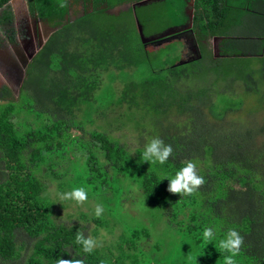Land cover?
Returning a JSON list of instances; mask_svg holds the SVG:
<instances>
[{
  "label": "trees",
  "instance_id": "obj_1",
  "mask_svg": "<svg viewBox=\"0 0 264 264\" xmlns=\"http://www.w3.org/2000/svg\"><path fill=\"white\" fill-rule=\"evenodd\" d=\"M8 1L1 0L0 8ZM140 1L29 0L31 11L60 28L29 65L19 100L8 86L0 89V154L11 171L0 183L1 264L21 261L16 243L21 231L33 241L23 264H56L58 258L82 264H223L227 253L215 242L201 247L206 227L217 239L230 228L243 237L236 264H264V140H259L264 130L253 116L244 130L232 124V131H224L220 125L243 105L234 83L254 92L257 82H264V0H194L192 29L202 58L184 65H175L182 45L149 51L144 42L128 40L127 28L108 13ZM170 1H160L166 4L156 19L172 17V7L186 24L187 0ZM81 2L83 16L76 10ZM233 28L249 33L236 34ZM215 37L222 38L218 59L209 49ZM60 72L67 79L56 84L53 76ZM210 76L208 86L198 85ZM219 82L226 87L213 91ZM28 88L40 96L33 98ZM21 114L23 122L17 119ZM124 130L133 132L130 143L115 134ZM155 138L172 148L163 165L141 159ZM189 161L213 189L169 193L167 178ZM48 177L58 193L84 187L88 198L101 202L123 227L116 242L84 253L76 243L78 233L87 238L82 228L56 220ZM133 189L137 200L126 209L136 210L139 202L141 215L132 218L141 224L134 220L125 227L116 208L131 199ZM81 218L107 225L102 217ZM161 218L167 223L160 234L155 222ZM174 228L179 237L165 255L158 235L166 238ZM151 235L157 237L153 245Z\"/></svg>",
  "mask_w": 264,
  "mask_h": 264
},
{
  "label": "rangeland",
  "instance_id": "obj_2",
  "mask_svg": "<svg viewBox=\"0 0 264 264\" xmlns=\"http://www.w3.org/2000/svg\"><path fill=\"white\" fill-rule=\"evenodd\" d=\"M162 1V0H161ZM173 0L170 1V3ZM175 1V0H174ZM182 1V0H178ZM168 3V4H170ZM188 3H190V0H187V6ZM91 3L88 2L86 4V9L90 12L91 11ZM132 4V3H130ZM137 3L130 5V10H128L126 7H113L111 9H107L109 12H113L114 9H117L119 11L118 15H115L118 17V21L122 23L124 27L127 28L128 34L127 38L128 40H131L136 45H140L143 43V40L140 36V30L141 34L143 35V39L146 41V48L149 51L158 49L159 47H162L166 44H174V45H182L181 49L177 52L178 58L175 63V65H179L180 62L188 61L189 59H193L197 57V54L193 49L191 50L190 46L186 45L184 38L182 37H176L175 33L169 36H165L166 40L162 42H158V39L164 35V33H167L171 31L170 29L174 28L175 30H179L181 28V20L175 18V15L173 13V8L171 7L172 17H168L164 20H157L156 16L159 17L160 11L163 9V5H165V2H158L153 1L152 4H149L144 7H138L136 6V10H134V6ZM167 4V5H168ZM128 5V4H126ZM105 8L106 5L102 4L100 5V8ZM185 8V12L189 7ZM7 7V10H9L10 16H7L4 13L5 8ZM94 9V8H93ZM76 10L82 14L84 10V5H82V2L77 6ZM72 12V9H71ZM123 13V14H122ZM37 12L31 11V8L29 6V0H9L7 4H5L2 8H0V54L4 57H10V60L15 63L22 64V61L28 57L29 53L34 52L36 49V42L37 40L31 39L30 34L24 33L22 31L23 27L27 26L25 23L26 20L33 21L34 19H37L36 17ZM79 14V15H80ZM122 14V15H121ZM163 14V13H162ZM187 16V19H189V16L187 13H185ZM121 15V16H119ZM75 13L71 16L73 20L76 19ZM8 19H7V18ZM70 17V16H69ZM139 22V23H138ZM189 22V21H188ZM184 24V23H183ZM39 27L41 28L42 35L46 36L49 34V31L52 30L50 27L51 25L48 23V21L45 23L40 20ZM140 27V29H139ZM177 27V28H176ZM180 27V28H179ZM34 28V27H32ZM53 28V27H52ZM35 30V29H32ZM233 30L236 31V34H248L249 32H245L244 30H240L239 28H233ZM253 29L250 28V32L253 33ZM167 37H169L167 39ZM147 39H149L147 41ZM220 40V39H219ZM218 39L214 41L212 39L210 41L209 49L211 50L213 57L218 59L220 55L217 53V49H219L220 41ZM190 49L188 50L187 47ZM217 47V48H216ZM6 60V59H5ZM190 63V62H187ZM185 63V64H187ZM184 65V64H182ZM0 89L7 85L9 88L12 87L11 84V77L13 75V70L7 69V64L2 61V57H0ZM254 67H258L257 64L253 65ZM214 74H211V76ZM209 77L205 81L203 79L200 80V83H198L199 86H208L214 79V77ZM58 78L56 84L59 82V79H64L66 77L65 72L56 73L53 76V81ZM67 79V77H66ZM106 79H104L102 82H105ZM227 86L232 85V81H226L225 82ZM224 82H219L215 86H212L211 89L215 91V89L223 90L222 87H226V84ZM259 86H257L254 90V92H248L245 91L242 83H234L232 86L233 92H235L237 100L242 98L243 105L241 109L234 113H229L226 118L221 122V126L223 127L224 131H232L233 129L229 128L232 124H237V129L244 130L246 127L251 126L252 122L249 120V117H252V119L259 127H262V130H264V82L260 83L257 82ZM55 84V85H56ZM194 83H191V86H194ZM11 86V87H10ZM33 98H37L40 96L41 91H39L36 88H28ZM21 90V89H20ZM15 92V99L14 101L17 102L19 98L21 97V93L18 90H13ZM54 91V90H53ZM230 90H227V92ZM55 92V91H54ZM56 93V92H55ZM24 114V113H23ZM21 114L19 118H17L20 122H23L26 120L25 116ZM254 127V131H257L258 126ZM133 132H130L129 130L124 131H118L115 133L117 136H119L120 140L123 141V143H130L132 140L131 138ZM259 140H264V133H262L259 137ZM263 144V145H262ZM261 145L264 146V143ZM199 169V168H197ZM197 169H195L197 171ZM62 168H56L55 172L61 171ZM200 170V169H199ZM11 176V171L8 168V165L6 163V160L3 158V155L0 154V183L7 181ZM52 178L48 177L44 179L45 183L50 185V196L54 200V211H55V217L58 223L63 225H72V226H79L82 228V232L85 234L87 238L91 237L98 245L105 247L110 244H114L118 238V236L122 232V226L116 218H114L111 213L104 208L103 204L99 201H95L94 199H90L87 196V199L80 204L75 203L71 200H61L58 198V187L56 182H51ZM199 188H202L203 190H211L213 187L205 182L203 179V183L199 185L195 192L199 190ZM133 192L129 195L131 199L125 198L123 200L124 206H119V208H116V214L121 219L122 223L125 227H130L132 223H136V221L141 224L140 221L137 219H134L132 217L139 216V211L137 208V205L140 206L139 202L136 204V210L130 211L126 208H129L132 205L133 201L137 200V193L133 189ZM69 192V191H65ZM63 193V192H60ZM100 205L103 209L101 215L99 217H102V221L106 220L107 225H97L95 222H87L84 221L81 218L82 214H85L88 217L96 216L95 215V209L96 206ZM116 205L114 201L111 202V206L113 207ZM148 215H151V212H147ZM141 215V214H140ZM140 218V217H139ZM153 218V217H152ZM136 220V221H134ZM166 223L167 221L163 218H161L160 222H155V229L158 230V232L161 234L163 230L166 229ZM173 228V227H172ZM96 231L95 235L93 234V231ZM175 228L172 235L167 236L166 238L163 236L158 235V239H161L162 246L160 244V241L157 243V247L159 249L162 247L165 255L167 254L168 250L170 252L174 249L176 245V238L179 236L175 232ZM156 232V233H158ZM17 238V246L22 250L23 256L21 261L19 262H8L4 264H23V261L26 259L27 255L31 252L33 241L28 238V236L23 232L18 233ZM150 245H153L157 242V237L155 235H151L150 239L148 240ZM161 248V249H162ZM158 250V248H157ZM21 252V251H20ZM1 264V262H0Z\"/></svg>",
  "mask_w": 264,
  "mask_h": 264
},
{
  "label": "clouds",
  "instance_id": "obj_3",
  "mask_svg": "<svg viewBox=\"0 0 264 264\" xmlns=\"http://www.w3.org/2000/svg\"><path fill=\"white\" fill-rule=\"evenodd\" d=\"M135 3H138V2H135ZM135 3H132V4L128 3V4L133 5ZM90 5H91V11H92L93 6H92V4H90ZM122 6H127V5L124 4V5H120V6H116V7H122ZM130 9L131 8H129L128 10H130ZM108 13L110 14L109 11H108ZM84 14H85V12H82V14H80L79 16H83ZM111 15H113V14H111ZM36 17H37V19H35V21H37L38 24H40V20L47 22V20L38 17L37 14H36ZM36 33H38V32H36ZM36 33L34 32V30H31L29 34H30L31 39L35 38L37 40V42H36V47H37L39 37ZM34 34H36V35H34ZM40 35L43 36L42 32L40 33ZM44 37L45 36H43V38ZM50 37H49V39H50ZM48 40H47V42H48ZM40 51H38L36 53L34 58L28 64V66L25 70V78H26V71H27L29 65L33 62V60L36 58V56L38 55V53ZM1 57H3V56L1 55ZM3 58H4L3 61L6 62V64H7V67H8L7 69H9V67L13 66L14 64L20 65L22 67V64L12 62L10 60V57L4 56ZM0 68H2V66H0ZM24 81H25V79H24ZM22 85H21V87H22ZM5 86H7V85H5ZM21 87H20V89H21ZM10 89L12 91L14 90L12 87ZM20 89H19V91H20ZM13 93L15 95L14 91H13ZM171 154H172L171 146L170 145H164L160 139L155 138V139H152L150 143L145 145L143 152H142V155H141V159L143 162H148L151 165H163L168 160V158ZM195 169H196V164L194 162H192V161L187 162L182 168H180L178 171L175 172L174 176H170L167 178V180L169 181V186L167 188V191L169 193H173V194H191L192 192H194L195 189L203 183V177L197 175ZM87 196H88V193L86 192L84 187H74L69 192L58 193L59 199L65 200V201L71 200L77 204H80L81 202L85 201L87 199ZM102 211H103L102 207L100 205H97L96 209H95V215L97 217H99L101 215ZM201 240H202L201 247H203V245L211 244V243L215 242L216 248L219 252L227 253V255L223 256V264H236L235 258L239 255L240 247L243 243V237L240 236L236 230L230 228L223 235V238L217 239V237L214 235V229L210 228V227H206L203 229ZM76 243L82 246V251L84 253H91L93 251V248L98 246L96 240H94L91 237L85 238L82 234H79V233L76 235ZM194 259H195V257L191 258V260H194ZM56 264H82V261L81 260H68V259L58 258L56 261Z\"/></svg>",
  "mask_w": 264,
  "mask_h": 264
},
{
  "label": "water",
  "instance_id": "obj_4",
  "mask_svg": "<svg viewBox=\"0 0 264 264\" xmlns=\"http://www.w3.org/2000/svg\"><path fill=\"white\" fill-rule=\"evenodd\" d=\"M1 1V0H0ZM155 2V1H161V0H142L140 2H138L135 6H134V10H136V6L137 7H143V6H146V5H149V4H152V2ZM123 7H126L127 9L130 8V4H128L127 6H123ZM189 9L186 10V13L187 15L189 16V19L186 24L182 25L181 28L177 31L175 30L174 28L170 29L171 31L167 32V33H164V35L162 37H160V39H158V42H162L164 40H166L165 36H169V35H172V34H178V33H182L181 36H178L176 35L177 37H182L183 35L186 34V37L184 36V40H185V43L186 45H189L191 50L193 49V51H195V53L197 54V57L196 58H193V59H189L188 61H183V62H180L179 65H182V64H185L187 62H191V61H195V60H199L202 58V54H201V49H200V46L195 38V35H194V32H193V29H192V26H193V17H194V0H190V3H188V6ZM110 14H113V15H118L119 14V11L117 9H114L113 12ZM139 23V22H138ZM52 30L49 31V34L46 35L44 38L43 36L40 35L39 39H38V45L37 47L35 48L36 50L32 53H29L28 54V57L26 59H24V61H22V67L20 65H16L14 64L13 66L9 67V70H13V75L11 77V84H12V88L14 90H19L21 85L23 84V81L25 79V70L28 66V64L30 63V61L34 58V56L36 55V53L38 51H40L44 45L46 44L47 40L49 39V37L54 34L59 28V27H50ZM177 28V27H176ZM140 29V27H139ZM140 36L143 40V42L145 44L146 41L143 39V35L141 34V30H140ZM164 38V39H163ZM183 38V37H182ZM163 39V40H162ZM168 39V38H167ZM149 39H147L148 41ZM162 40V41H161ZM217 38L214 39V41H216ZM217 48V47H216ZM217 53L220 55V52L219 50L217 49Z\"/></svg>",
  "mask_w": 264,
  "mask_h": 264
},
{
  "label": "flooded vegetation",
  "instance_id": "obj_5",
  "mask_svg": "<svg viewBox=\"0 0 264 264\" xmlns=\"http://www.w3.org/2000/svg\"><path fill=\"white\" fill-rule=\"evenodd\" d=\"M147 6V5H146ZM144 7V6H143ZM7 10V7L5 8V10H4V13H5V11ZM26 22H28V23H25L27 26H25V27H23V29H22V31L24 32V33H30V31L32 30V29H35L34 30V32L36 33V32H38V33H36L37 35H38V37H40V33L42 32V31H40L41 30V28L39 27V24H38V22L37 21H35V19L33 20V21H28V20H26ZM44 22V21H43ZM46 23V22H45ZM32 27H34V28H32ZM36 34H34V35H36ZM181 34L182 33H178V34H175V36H174V38H176L177 36L176 35H178V36H181ZM184 36L186 37V34L185 35H183L182 37L184 38ZM170 37V36H169ZM169 37H167V38H169ZM188 46V45H187ZM186 46V47H187ZM187 49L188 50H190L188 47H187ZM1 51V50H0ZM0 57H1V54H0ZM3 57H2V61H3Z\"/></svg>",
  "mask_w": 264,
  "mask_h": 264
},
{
  "label": "crops",
  "instance_id": "obj_6",
  "mask_svg": "<svg viewBox=\"0 0 264 264\" xmlns=\"http://www.w3.org/2000/svg\"><path fill=\"white\" fill-rule=\"evenodd\" d=\"M215 38H217L218 40H219V39H220V40L222 39V38H219V37H215ZM215 38H214V39H215ZM261 38L264 39V34H262ZM220 40H219V41H220Z\"/></svg>",
  "mask_w": 264,
  "mask_h": 264
},
{
  "label": "bare ground",
  "instance_id": "obj_7",
  "mask_svg": "<svg viewBox=\"0 0 264 264\" xmlns=\"http://www.w3.org/2000/svg\"><path fill=\"white\" fill-rule=\"evenodd\" d=\"M6 64V62H4Z\"/></svg>",
  "mask_w": 264,
  "mask_h": 264
}]
</instances>
